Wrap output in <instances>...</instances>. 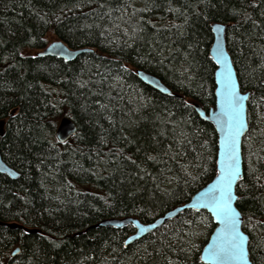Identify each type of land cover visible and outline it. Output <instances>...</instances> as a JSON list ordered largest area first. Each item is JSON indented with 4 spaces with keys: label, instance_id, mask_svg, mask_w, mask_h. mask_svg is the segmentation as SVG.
<instances>
[{
    "label": "trees",
    "instance_id": "16d2710c",
    "mask_svg": "<svg viewBox=\"0 0 264 264\" xmlns=\"http://www.w3.org/2000/svg\"><path fill=\"white\" fill-rule=\"evenodd\" d=\"M213 22L228 25L240 89L252 92L249 130L261 128L236 206L249 259L264 264V120H253L264 111V0H0V155L20 174H0V264H201L194 227L203 215L212 231L206 213L186 210L127 246L132 225L90 226L153 221L215 176L214 128L192 108L214 104ZM48 35L93 51L30 54ZM138 69L176 95L141 83ZM65 116L77 130L60 143Z\"/></svg>",
    "mask_w": 264,
    "mask_h": 264
},
{
    "label": "water",
    "instance_id": "95a60500",
    "mask_svg": "<svg viewBox=\"0 0 264 264\" xmlns=\"http://www.w3.org/2000/svg\"><path fill=\"white\" fill-rule=\"evenodd\" d=\"M219 28L221 31L217 32L216 29ZM228 28V25L225 23L220 22H213L210 24V31L212 34V42L209 47V57L213 61L215 65V71L213 73V82H214V89H213V97H214V105L210 107L207 111L201 109V107L193 103L192 108L198 115V117L206 121L207 123L211 124L214 128L217 140H216V174L215 176L202 188L197 190L190 199L185 202L184 204L177 205L164 213H162L160 216L155 218L153 221L149 223H142L137 218L134 217H123V218H107L102 219L101 221L97 222L96 224L90 226V228H97V227H109V228H121L126 225H132L135 232L130 235L126 240L124 241V246H127L129 244H132L134 241L141 239L142 237L148 235L149 233L155 231L159 227H161L164 223H166L168 220H172L176 218L177 216L181 215L186 210H193L196 212H205L209 215L211 222L213 223L214 227L208 237V240L205 245L201 248L199 252V262L201 264H212V262L207 258L205 250L209 248L210 245L213 244L214 238L217 236V229L221 228L222 225L218 222L215 215L211 212V210L207 207H204L203 204L200 201V196L202 193L206 192L208 187L212 185L217 178V172L219 171V163L218 161L221 159L220 152H221V140L224 136V133L220 131L221 125L218 123V121L222 118L221 117V108H220V95L219 91L222 88V85L220 83L221 76L219 73L225 72L226 69L231 71V77L233 82L236 85L237 91L247 99L243 101L244 105V117H245V127L241 130V134L237 137L238 140V154H239V163H240V176L241 178L236 181L233 184V195L234 199L232 201V206L234 210L239 213L240 223L238 224V230L243 233L247 237V242L245 246V250L248 256V262L247 264H252V262L249 259L248 254V235L242 230V221L243 216L241 212L238 210L236 206V202L238 199V195L236 193V185L237 183L242 179L243 177V157H242V142L243 138L246 135L248 131V121H247V102L252 94L250 90L248 91H241L239 81L236 75V71L234 69L231 55L229 54L226 43H225V33ZM56 44L59 45L60 48L64 50L63 53L57 54L59 52V49H54L52 46ZM219 49L223 52V63H220L217 61L216 56L214 54V50ZM92 50L88 48H79V49H71L66 44H64L62 41H54L52 43L47 44L40 52L37 53V56H50L55 57L61 60L65 61H71L75 59L77 56L84 54V53H90ZM70 53V55H68ZM136 78L139 79L141 83L148 86L149 88H152L153 90L157 91L158 93L162 95H174V93L156 76L151 75L149 73L144 72L143 70H137L135 72ZM76 125L75 123L69 118V117H62L55 130V137L58 142L64 143L67 140H69L72 136L76 133ZM0 173L5 174L9 176L11 179H16L20 176L19 173H17L14 169L7 166V164L2 160L0 155ZM1 225V224H0ZM7 226L11 228H17L20 229L26 233H36L37 231L35 229H28L22 225L17 224H7ZM221 240H216V243H221ZM19 252V249L16 248L14 252L12 253V256H15ZM222 264H234V262L230 261H224Z\"/></svg>",
    "mask_w": 264,
    "mask_h": 264
},
{
    "label": "snow or ice",
    "instance_id": "6c2138e0",
    "mask_svg": "<svg viewBox=\"0 0 264 264\" xmlns=\"http://www.w3.org/2000/svg\"><path fill=\"white\" fill-rule=\"evenodd\" d=\"M216 31L221 29L217 28ZM52 47L59 49L58 55L64 52L59 45L54 44ZM214 54L218 62H224L223 52L219 47L214 50ZM219 75L222 77V88L219 91L222 118L218 123L221 125L220 131L224 133L221 140V159L218 161L220 168L216 181L201 194L200 201L211 210L222 227L217 229L213 244L205 252L212 264H222L224 261L247 264V237L238 230L239 213L232 206L233 184L241 178L237 137L245 127L243 101L247 98L237 91L230 70L226 69ZM216 240L222 242L217 244Z\"/></svg>",
    "mask_w": 264,
    "mask_h": 264
},
{
    "label": "rangeland",
    "instance_id": "374dc122",
    "mask_svg": "<svg viewBox=\"0 0 264 264\" xmlns=\"http://www.w3.org/2000/svg\"><path fill=\"white\" fill-rule=\"evenodd\" d=\"M47 44H49V43H51V42H53V41H55V40H57L54 36H52V35H48L47 36ZM63 42V41H62ZM64 43V42H63ZM64 44H66V43H64ZM67 45V44H66ZM68 46V45H67ZM69 47V46H68ZM70 48V47H69ZM81 48H88V49H90V50H92V48H90V47H81ZM43 49V48H42ZM42 49H39V50H32V51H30V54H32V55H34L35 53H38V52H40ZM71 49H79V48H71ZM93 51V50H92ZM78 57V56H77ZM132 68H139L138 66H135V65H132ZM215 71V70H214ZM236 71V70H235ZM237 75V74H236ZM165 84V83H164ZM166 85V84H165ZM167 86V85H166ZM168 87V86H167ZM169 88V87H168ZM170 89V88H169ZM171 90V89H170ZM174 95H176L175 93H174ZM214 98V97H213ZM196 104H198L200 107H201V109H203V110H205V111H207L210 107H212L213 105H209L210 107L208 108H205V107H203L200 103H198V101L197 102H195ZM255 112L256 113H254V118H253V120H255V118H256V122H259V123H261L263 120H264V111L262 112V114H261V117L259 116V114H258V108L255 110ZM255 115H257V116H255ZM198 116V115H197ZM248 117V116H247ZM260 117V118H259ZM259 119H260V121H259ZM247 120H248V118H247ZM206 122V121H205ZM252 123H253V125H252ZM250 124H251V127H252V129L253 130H249V122H248V131H247V133H246V135L244 136V138H243V142H242V157H243V159H246V154H244L245 152V150L246 149H248V148H250V149H252V147H254V143L256 142V138L261 134V128H259V125L258 124H256V127H255V124H254V121L253 122H250ZM255 127V128H254ZM217 138V137H216ZM263 140H264V136H263ZM202 213V212H201ZM200 213V214H201ZM203 213H205V212H203ZM199 222L195 225V227H194V231H195V233H194V235H195V238H194V241H195V239H196V241H197V243L196 244H198L199 242H202V241H204V245L206 244V242H207V240H208V237H209V235H210V231L208 230V228H209V225H208V223H207V219L203 216V215H200L199 216ZM16 264H17V262H15Z\"/></svg>",
    "mask_w": 264,
    "mask_h": 264
},
{
    "label": "bare ground",
    "instance_id": "6f19581e",
    "mask_svg": "<svg viewBox=\"0 0 264 264\" xmlns=\"http://www.w3.org/2000/svg\"><path fill=\"white\" fill-rule=\"evenodd\" d=\"M59 39H57V40H55V41H58ZM61 41V40H60ZM54 42V41H53ZM52 43V42H51ZM34 56H37V53H35L34 54ZM38 57H43V56H38ZM138 70H141V69H138ZM137 71V70H136ZM135 71V72H136ZM147 73V72H146ZM150 74V73H149ZM152 75V74H151ZM158 78V77H157ZM139 80V79H138ZM196 113V112H195ZM215 162H216V155H215ZM8 166V165H7ZM9 167V166H8ZM11 168V167H10ZM1 175H5V174H2V173H0ZM6 176V175H5ZM8 178H10L9 176H8ZM11 179V178H10ZM151 222V221H150ZM1 223V222H0ZM147 223H149V222H147ZM7 224H15V223H7ZM127 226V225H126ZM125 227V226H124ZM133 227V226H132ZM121 228H123V227H121ZM121 228H116V229H121ZM134 229V228H133ZM135 232V230H133V232L130 234V235H132L133 233ZM154 232V231H153ZM152 233V232H151ZM150 234V233H149ZM130 235H128L127 236V238L130 236ZM123 246H124V242H123ZM16 249V248H15ZM14 249V250H15ZM14 250L11 252V257H14V256H12V253L14 252Z\"/></svg>",
    "mask_w": 264,
    "mask_h": 264
},
{
    "label": "flooded vegetation",
    "instance_id": "af4514ba",
    "mask_svg": "<svg viewBox=\"0 0 264 264\" xmlns=\"http://www.w3.org/2000/svg\"><path fill=\"white\" fill-rule=\"evenodd\" d=\"M1 133H2V122H0V136L2 135ZM6 176H7V175H6ZM7 177H8V176H7ZM17 248H18V247H17ZM18 249H19V248H18ZM17 254H19V252H18ZM17 254H16V255H17Z\"/></svg>",
    "mask_w": 264,
    "mask_h": 264
}]
</instances>
